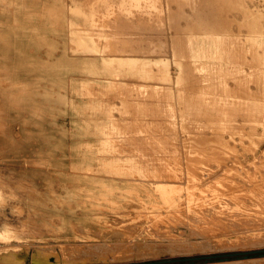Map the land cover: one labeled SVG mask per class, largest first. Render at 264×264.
<instances>
[{
  "label": "rangeland",
  "instance_id": "1",
  "mask_svg": "<svg viewBox=\"0 0 264 264\" xmlns=\"http://www.w3.org/2000/svg\"><path fill=\"white\" fill-rule=\"evenodd\" d=\"M263 151L264 0H0V262L264 264Z\"/></svg>",
  "mask_w": 264,
  "mask_h": 264
},
{
  "label": "bare ground",
  "instance_id": "2",
  "mask_svg": "<svg viewBox=\"0 0 264 264\" xmlns=\"http://www.w3.org/2000/svg\"><path fill=\"white\" fill-rule=\"evenodd\" d=\"M141 1V0H140ZM130 4H133V3H130ZM145 4H147V3H145ZM156 4V3H155ZM158 4V3H157ZM134 5V4H133ZM140 5V4H139ZM135 6H137V5H135ZM141 6V5H140ZM151 7H152V5H151ZM154 7V6H153ZM156 7V6H155ZM149 8H150V6H149ZM145 10H147V9H145ZM145 10H144V13H145ZM149 10V9H148ZM152 10V9H151ZM153 10H155V9H153ZM123 12V11H122ZM148 13H149V11H147ZM153 12V11H152ZM155 12H156V10H155ZM154 12V13H155ZM142 13H143V9H142ZM157 13H159V11H157L156 12V14ZM121 14V13H120ZM138 15V14H137ZM130 15H128V19L129 20H131L130 19V17H129ZM135 17H137V16H135ZM138 18V17H137ZM156 18H157V16H156ZM151 19V20H148V21H146V20H144V21H146V25L147 26H145V24L144 25H142V22H140V20H139V22H140V24H141V26H144L145 27V29H149V28H152V30H157V29H160V27H161V22H160V20L159 19ZM159 18V17H158ZM143 19H146V18H144V16H143ZM120 20V19H119ZM132 21V20H131ZM135 21H136V19H135ZM137 21H138V19H137ZM130 22V21H129ZM138 22V23H139ZM108 23V22H107ZM110 23V22H109ZM109 23H108V25H109ZM131 23V22H130ZM136 23V22H135ZM138 23H136L137 25H140V24H138ZM144 23V22H143ZM127 24H129L128 23V21H127V23H126V25ZM132 24H133V22H132ZM134 25V24H133ZM130 26H132V25H130ZM134 26H136V25H134ZM141 26H139V27H141ZM149 26V27H148ZM127 27H128V25H127ZM136 27H138V26H136ZM138 27V28H139ZM146 27H148V28H146ZM129 28V27H128ZM137 28V29H138ZM143 28V27H142ZM141 29V28H140ZM152 30H150V31H152ZM145 31V30H144ZM147 31V30H146ZM103 44H104V42H103ZM105 48V47H104ZM106 48H107V46H106ZM113 49V48H112ZM114 50V49H113ZM227 50H226V48L223 46V44H222V42H219L218 40H217V42H212L210 45H208V47H206L205 48V50H203V52H204V55L206 56V54H207V57L208 58H218V59H222V58H226L225 56H226V54H225V52H226ZM206 52V53H205ZM207 57H206V59H207ZM202 63H204V62H202ZM207 65H209V64H206V62L203 64V65H200L199 64V66H198V69L200 68V66H201V68H203V67H205V68H207L208 66ZM188 67V66H187ZM190 69H192L191 67H190ZM197 69V70H198ZM196 70V68H194L193 69V71H197ZM192 71V70H191ZM145 78V77H144ZM200 81L201 82H203L202 84H201V88H203V89H206L207 90V92H202V93H200V96L198 97V100H196V102L197 103H199L200 105H198L199 106V108L201 107V108H203V104L205 103L206 105L209 103L210 104V106L211 107H213V108H215L216 109V111H215V113H213L214 114V117L216 118V117H219V119H218V128H220V124H221V126H225V124L226 125H228L229 124V122H230V120H232L233 118H237V114L238 115H242V113H244V116H245V121L246 122H249V123H251L252 124V119H253V117H254V113H255V111L253 110V109H251V106L250 105H248L247 106V108L245 109V110H242V109H240V103L239 104H237V105H234V104H231V103H228L227 102V98H229L230 96L232 97V94L231 93H229L228 95H227V93L225 92V91H222L221 89H218V87H216V86H213V84L210 82V79H207V78H204V81L203 80H201L200 79ZM158 82L160 83V79L158 80ZM157 84V85H163V84ZM211 83V84H210ZM85 87V86H84ZM100 90V89H99ZM225 90V89H224ZM193 98V97H192ZM197 106V107H198ZM104 110V109H103ZM213 114H211L210 116H213ZM220 123V124H219ZM264 152V151H263ZM264 154V153H263ZM144 160V159H143ZM264 161V160H263ZM259 163H261L260 161H259ZM263 165V164H262ZM264 166V165H263ZM262 167V166H261ZM227 169V168H226ZM264 170V169H263ZM264 172V171H263ZM148 173V172H147ZM146 173V174H147ZM149 176L147 177L148 179H150V180H155L157 183H169V184H177L178 182V180H173L172 181V179H171V175L170 174H166V173H157V172H149ZM255 174V173H254ZM260 175V174H259ZM262 176H263V173H262ZM177 179V178H176ZM254 180V179H253ZM260 181L261 182H263L264 181V177H261L260 178ZM176 182V183H175ZM186 186H188V185H186ZM210 190H212V189H210ZM185 194H189L187 191L185 192ZM190 195V194H189ZM190 197H191V195H190ZM189 197V198H190ZM10 233V232H9ZM3 238V237H2ZM2 262H3V264H13V263H19V259L18 258H16V256H14L13 255V253H9V252H5L4 253V256H2L1 257V262H0V264H2Z\"/></svg>",
  "mask_w": 264,
  "mask_h": 264
},
{
  "label": "crops",
  "instance_id": "3",
  "mask_svg": "<svg viewBox=\"0 0 264 264\" xmlns=\"http://www.w3.org/2000/svg\"><path fill=\"white\" fill-rule=\"evenodd\" d=\"M36 0H33V4L35 3Z\"/></svg>",
  "mask_w": 264,
  "mask_h": 264
}]
</instances>
